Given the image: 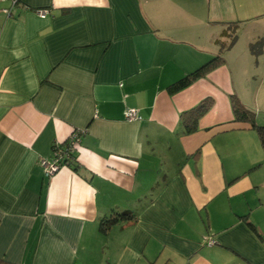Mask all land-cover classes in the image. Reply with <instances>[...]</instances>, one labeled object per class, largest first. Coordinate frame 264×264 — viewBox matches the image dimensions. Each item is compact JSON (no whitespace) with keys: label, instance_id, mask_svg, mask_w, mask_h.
Masks as SVG:
<instances>
[{"label":"crops","instance_id":"0c3cea01","mask_svg":"<svg viewBox=\"0 0 264 264\" xmlns=\"http://www.w3.org/2000/svg\"><path fill=\"white\" fill-rule=\"evenodd\" d=\"M240 41L260 67L264 0H0V260L264 264V150L229 98L242 95L235 75L255 77L234 71ZM218 54L223 65L167 93ZM205 98L185 135L180 114ZM74 131L79 172L47 178L41 162ZM123 211L136 221L99 232Z\"/></svg>","mask_w":264,"mask_h":264},{"label":"trees","instance_id":"16d2710c","mask_svg":"<svg viewBox=\"0 0 264 264\" xmlns=\"http://www.w3.org/2000/svg\"><path fill=\"white\" fill-rule=\"evenodd\" d=\"M19 0L16 1L15 5H18ZM237 26H234L230 29H226L222 33L223 41L216 40V43L220 46V52L223 53L224 50L230 48L234 45L237 39ZM250 52L257 56L261 53L262 50V42L256 41L251 44ZM224 64V59L222 55L218 54L208 62L194 70L193 72L187 74L183 78L178 81L172 83L167 87V93L169 95H174L192 85L199 79L206 77L214 69ZM231 110L233 114L234 121L237 123L248 124L250 128L256 132L258 138L260 140L261 146L264 150V125H258L256 123V115L251 110L247 109L243 106L240 101L237 99L235 95H231L230 97ZM213 106V99L205 98L201 102H199L192 109L187 110L180 114V123L183 129V133L185 135H191L198 131V122L199 120L205 116L209 110ZM84 134V131H74L71 136L63 143H54L52 145V157L58 150L62 153V157L59 159L58 163L60 166L69 167L75 172H79V165L76 162V142L79 141L80 137ZM75 136L71 141V137ZM136 215L131 211H123L121 213H112L108 217H104L99 221V232L103 235L107 234L108 231L115 225L122 223L135 222ZM245 223L248 227L254 231V227L245 219ZM0 264H11L5 261L0 260Z\"/></svg>","mask_w":264,"mask_h":264},{"label":"rangeland","instance_id":"374dc122","mask_svg":"<svg viewBox=\"0 0 264 264\" xmlns=\"http://www.w3.org/2000/svg\"><path fill=\"white\" fill-rule=\"evenodd\" d=\"M248 41H240L239 45L237 44V50L238 54H240V57L242 58V53L245 51V54H247V59L245 58L243 66L236 68V64L234 63V71L240 70L242 72H247L250 73V75H254V79H250L249 77L246 78L247 76H237L235 75L234 79L235 82L238 84L242 80L245 81H250L247 84L245 81L243 82V86L239 85L238 89L242 91V95H237V99L240 101V103L245 106L247 109L251 110L252 112L255 113V115H258V122L262 123L264 122V87L263 90L260 89L262 86H264V77L262 75V71L264 70V63L260 62V67L257 69L255 68V61L251 59V56H248V52L246 51ZM262 64V65H261ZM262 66V68H261ZM255 86H258L260 88L259 91L256 89L254 90ZM258 91V92H257ZM261 91V93H259ZM244 92V93H242ZM259 93V95H257ZM264 124V123H263Z\"/></svg>","mask_w":264,"mask_h":264},{"label":"built area","instance_id":"2783aa9c","mask_svg":"<svg viewBox=\"0 0 264 264\" xmlns=\"http://www.w3.org/2000/svg\"><path fill=\"white\" fill-rule=\"evenodd\" d=\"M13 4L16 3L17 0H10ZM45 12L41 13V16L44 17ZM125 119L127 121H136L140 119V116L138 113L131 109L127 110L125 113ZM75 136L71 137V141L74 139ZM78 142H76L77 144ZM53 159H50L49 161H42L41 166L44 168V173L47 178L53 176L56 172H58L61 168L64 166H60L58 161L62 157V153L58 150L55 154H53ZM212 244V243H210Z\"/></svg>","mask_w":264,"mask_h":264}]
</instances>
